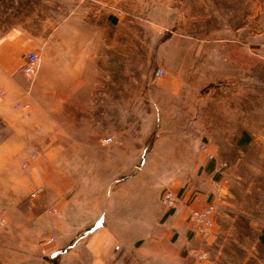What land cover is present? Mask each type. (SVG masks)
Instances as JSON below:
<instances>
[{"label":"rangeland","instance_id":"rangeland-1","mask_svg":"<svg viewBox=\"0 0 264 264\" xmlns=\"http://www.w3.org/2000/svg\"><path fill=\"white\" fill-rule=\"evenodd\" d=\"M47 44L104 82L31 80ZM0 61V264H64L75 220L139 175L187 228L183 264H264V0H0ZM183 183L214 205L205 235L188 221L205 204L161 203ZM153 254L134 264H174Z\"/></svg>","mask_w":264,"mask_h":264},{"label":"crops","instance_id":"crops-1","mask_svg":"<svg viewBox=\"0 0 264 264\" xmlns=\"http://www.w3.org/2000/svg\"><path fill=\"white\" fill-rule=\"evenodd\" d=\"M54 48L47 44L38 70V83L54 81L103 83L102 71H98L96 59L88 60L86 65L73 64L72 49L64 50L63 63H55ZM14 68L0 61V78L6 82H14ZM63 78H56L57 76ZM125 178L115 187L109 198L97 206L89 215L75 220L74 233L65 237L67 248L63 252L64 264H134V260L156 257L174 260V264H183L187 228L184 222L171 211L160 223V217L168 211L160 210L156 203L159 192H154L139 176ZM185 183V182H184ZM182 184L179 191V203L183 208H190L198 203L207 205L204 195ZM198 189V188H197ZM200 189V188H199ZM198 201V202H197ZM173 216V218H171ZM22 219L21 234L30 239L27 243L32 249V258L37 257L33 251L39 248V242L45 232L39 230L40 224L29 228V220ZM37 220V219H36ZM35 221V220H34ZM38 222V221H36ZM70 228L71 224H64ZM29 226V227H28ZM23 227H26L24 230ZM33 227V226H32ZM55 228L54 221L47 224V230ZM168 232H176L175 240L169 241ZM25 233V236H24ZM140 242V243H139ZM22 244V242H21ZM195 246L194 243L191 244ZM22 251L24 248L21 249ZM52 252L46 255L49 257ZM138 254V255H137Z\"/></svg>","mask_w":264,"mask_h":264},{"label":"built area","instance_id":"built-area-1","mask_svg":"<svg viewBox=\"0 0 264 264\" xmlns=\"http://www.w3.org/2000/svg\"><path fill=\"white\" fill-rule=\"evenodd\" d=\"M23 59L24 62L22 65V71L27 77L33 80L40 67V55L37 52H27ZM111 139V137H106L103 139V143H109ZM178 198V195L168 188H164L160 196L161 203L167 208H173L178 202ZM213 212L214 205L212 203L207 204L200 210L190 209L188 214L190 230L197 235L207 234L212 227L211 215ZM192 256L197 259H201L203 253L201 251L194 250L192 252Z\"/></svg>","mask_w":264,"mask_h":264}]
</instances>
